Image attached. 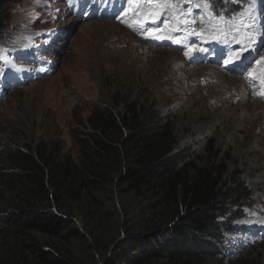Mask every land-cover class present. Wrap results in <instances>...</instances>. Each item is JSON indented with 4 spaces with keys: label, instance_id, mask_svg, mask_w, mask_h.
Here are the masks:
<instances>
[{
    "label": "rangeland",
    "instance_id": "374dc122",
    "mask_svg": "<svg viewBox=\"0 0 264 264\" xmlns=\"http://www.w3.org/2000/svg\"><path fill=\"white\" fill-rule=\"evenodd\" d=\"M11 2L12 26L0 39L19 52L12 76L21 81L0 96V144L45 143L78 158L72 133L96 107L121 114L136 104L171 123L178 148L190 149L197 166L217 157L250 186L227 261L264 264V0L241 27L237 18L212 22L208 2L197 7L198 0H125L121 20L73 17L61 9L66 0ZM181 25L198 41L174 48L184 45ZM140 27L147 38L133 30ZM218 37L225 48L216 53L219 45L204 42ZM256 103L263 121L254 123L246 107Z\"/></svg>",
    "mask_w": 264,
    "mask_h": 264
},
{
    "label": "trees",
    "instance_id": "16d2710c",
    "mask_svg": "<svg viewBox=\"0 0 264 264\" xmlns=\"http://www.w3.org/2000/svg\"><path fill=\"white\" fill-rule=\"evenodd\" d=\"M198 1L226 20L256 0ZM12 10L0 0V36ZM14 53L0 39L2 85ZM72 137L78 158L0 144V264H229L252 192L223 160L197 166L171 123L136 104L96 107Z\"/></svg>",
    "mask_w": 264,
    "mask_h": 264
},
{
    "label": "bare ground",
    "instance_id": "6f19581e",
    "mask_svg": "<svg viewBox=\"0 0 264 264\" xmlns=\"http://www.w3.org/2000/svg\"><path fill=\"white\" fill-rule=\"evenodd\" d=\"M121 31H122L121 29H116V32H115L114 35L116 37H118L120 35ZM235 84H237V82L232 81L230 85L234 86ZM261 107H263V106H260L259 103H256L255 105L246 107V110L248 111V115L247 116L250 118V120H252V122H254L255 120H258V122L262 120L261 115H259V113H258L260 111Z\"/></svg>",
    "mask_w": 264,
    "mask_h": 264
},
{
    "label": "snow or ice",
    "instance_id": "6c2138e0",
    "mask_svg": "<svg viewBox=\"0 0 264 264\" xmlns=\"http://www.w3.org/2000/svg\"><path fill=\"white\" fill-rule=\"evenodd\" d=\"M197 7H207V5H206V4H205V5H197ZM185 15H187V13H186ZM193 22H195V21H193ZM129 26L131 27V25H129ZM133 30H134V31H140L141 34H145V37L147 38V34L144 33V30H143L142 27H140V28H134ZM154 38L159 39V38H161V37H159V36H154ZM200 50H203V49H200ZM185 55H188V53L185 52ZM261 95H264V93H261Z\"/></svg>",
    "mask_w": 264,
    "mask_h": 264
}]
</instances>
